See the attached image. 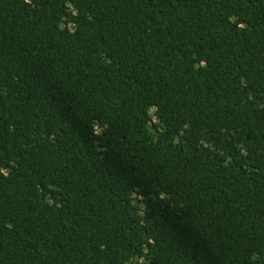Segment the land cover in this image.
Segmentation results:
<instances>
[{
    "label": "trees",
    "instance_id": "trees-1",
    "mask_svg": "<svg viewBox=\"0 0 264 264\" xmlns=\"http://www.w3.org/2000/svg\"><path fill=\"white\" fill-rule=\"evenodd\" d=\"M0 264H264V0H0Z\"/></svg>",
    "mask_w": 264,
    "mask_h": 264
}]
</instances>
